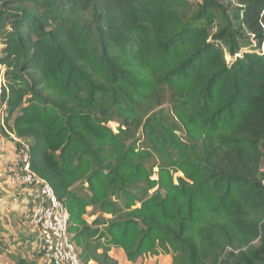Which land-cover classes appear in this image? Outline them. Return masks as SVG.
I'll return each instance as SVG.
<instances>
[{
  "label": "trees",
  "instance_id": "1",
  "mask_svg": "<svg viewBox=\"0 0 264 264\" xmlns=\"http://www.w3.org/2000/svg\"><path fill=\"white\" fill-rule=\"evenodd\" d=\"M222 1L0 0L1 132L28 145L82 264L101 251L117 264L112 249L129 262L264 264V0H233L249 51ZM163 89L170 116L144 121L146 145L128 143ZM94 208L103 217L89 221Z\"/></svg>",
  "mask_w": 264,
  "mask_h": 264
},
{
  "label": "rangeland",
  "instance_id": "2",
  "mask_svg": "<svg viewBox=\"0 0 264 264\" xmlns=\"http://www.w3.org/2000/svg\"><path fill=\"white\" fill-rule=\"evenodd\" d=\"M189 1L193 6L200 2V0ZM222 3L224 13L230 21L231 29L240 35L239 42L243 47L242 50L249 51L254 49V42L248 39L240 24L241 16L238 5L233 0H223ZM208 20L211 34L216 33L221 27V20L219 17L214 16V14H210ZM226 60L229 61V58L226 57ZM170 107V92L167 89H163L160 98L157 101H153L140 112V122L125 130V140L128 143L135 142L146 145L145 139L140 131L141 125L153 114L170 116ZM2 119L0 118V264H14L18 258H23L37 264H48L40 253L39 232L29 219L35 194L28 186L16 180L18 168L21 164V146L19 144L16 147L14 146L16 162L11 172H8L9 169L6 170L7 166H5L6 163L4 162L6 158L3 155L1 156V150L5 149L3 144L8 142L1 132V130H4ZM261 150L263 153L261 171L264 173V145H262ZM159 164L160 160L154 153L145 161V165L151 174L155 172ZM262 179L264 178L262 177ZM139 189H142V187ZM23 190L25 194L21 193ZM132 193H138V191H132ZM101 217L103 216L97 208L89 211V221ZM102 254V251L96 254V258L89 264H104ZM107 254L117 264H171V260L167 256L150 255L140 258L135 262H129L119 250L112 249Z\"/></svg>",
  "mask_w": 264,
  "mask_h": 264
},
{
  "label": "built area",
  "instance_id": "3",
  "mask_svg": "<svg viewBox=\"0 0 264 264\" xmlns=\"http://www.w3.org/2000/svg\"><path fill=\"white\" fill-rule=\"evenodd\" d=\"M6 91L5 67L0 66V98ZM4 108L5 106H2L1 109ZM17 143L21 146V164L16 180L28 186L35 194L29 219L39 232V247L43 259L48 264H82L78 248L68 231L67 209L57 199L50 185L31 172L28 145L20 141ZM261 187L264 191V179L261 181Z\"/></svg>",
  "mask_w": 264,
  "mask_h": 264
},
{
  "label": "crops",
  "instance_id": "4",
  "mask_svg": "<svg viewBox=\"0 0 264 264\" xmlns=\"http://www.w3.org/2000/svg\"><path fill=\"white\" fill-rule=\"evenodd\" d=\"M11 137L13 138L12 141H10L7 138H5V140L8 141V142L5 143V144H3V147H5V149H2L1 150V156L3 155V157L6 158V160L4 162L6 163L5 166H7V169L6 170L9 169L8 172H11L14 169L12 167L14 166V164L16 162V158H15L16 157V154H15L16 143H15L14 137L12 135H11ZM13 148H14V151H13ZM10 166H11V169H10ZM21 193L22 194H25L24 190Z\"/></svg>",
  "mask_w": 264,
  "mask_h": 264
}]
</instances>
